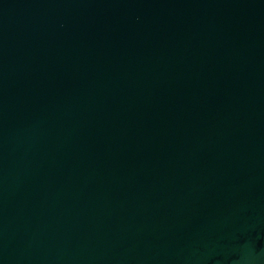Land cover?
I'll return each instance as SVG.
<instances>
[{
  "label": "water",
  "instance_id": "obj_1",
  "mask_svg": "<svg viewBox=\"0 0 264 264\" xmlns=\"http://www.w3.org/2000/svg\"><path fill=\"white\" fill-rule=\"evenodd\" d=\"M0 264H264V0H0Z\"/></svg>",
  "mask_w": 264,
  "mask_h": 264
}]
</instances>
